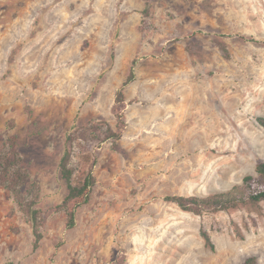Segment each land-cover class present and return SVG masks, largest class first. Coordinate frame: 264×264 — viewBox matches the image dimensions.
I'll list each match as a JSON object with an SVG mask.
<instances>
[{
  "label": "rangeland",
  "instance_id": "rangeland-1",
  "mask_svg": "<svg viewBox=\"0 0 264 264\" xmlns=\"http://www.w3.org/2000/svg\"><path fill=\"white\" fill-rule=\"evenodd\" d=\"M149 1L144 19L146 0H0V139L18 136L45 212L35 250L31 223L0 186V264H264V201L196 214L164 198L229 191L257 174L264 0ZM133 65L123 151L104 135L77 144L73 165L97 183L67 228L52 209L67 193V135L91 119L116 128Z\"/></svg>",
  "mask_w": 264,
  "mask_h": 264
},
{
  "label": "trees",
  "instance_id": "trees-1",
  "mask_svg": "<svg viewBox=\"0 0 264 264\" xmlns=\"http://www.w3.org/2000/svg\"><path fill=\"white\" fill-rule=\"evenodd\" d=\"M150 1L146 0V7L143 10L144 19L149 16ZM247 40H255L253 37L239 35ZM256 41V40H255ZM223 50L227 52L225 47ZM136 73L134 65L130 73L118 90L114 113L117 118L116 128L106 120L91 119L86 125L75 128L67 135L66 148L60 160V173L67 184V193L61 203L54 206L53 210H63L67 216V228H74L77 224L78 208L90 200L91 193L97 183L95 174L91 167L77 169L73 165L77 144H82L81 139L87 137L90 140L112 141L115 150L123 151L120 140L128 125L125 119V86L135 80ZM92 157V156H91ZM94 162L97 155L93 154ZM257 174H247L241 184L234 185L229 191H221L209 196L179 195L170 194L164 198L169 202L177 204L183 210L196 214L204 212H219L237 208L241 205L259 204L264 201V160H259L256 165ZM0 186L10 191L20 210L24 213L26 220L31 223L34 234V249L40 247L44 237L42 227L45 224V212L38 206L41 197L40 184L31 179V173L25 163L21 152V145L18 136L13 134L0 139ZM201 234L206 244L212 249L215 248L210 233L202 228ZM256 256L246 258L241 264H257Z\"/></svg>",
  "mask_w": 264,
  "mask_h": 264
}]
</instances>
